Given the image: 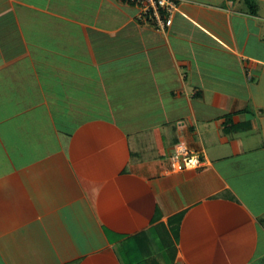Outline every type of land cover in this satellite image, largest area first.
<instances>
[{
    "label": "crops",
    "instance_id": "0c3cea01",
    "mask_svg": "<svg viewBox=\"0 0 264 264\" xmlns=\"http://www.w3.org/2000/svg\"><path fill=\"white\" fill-rule=\"evenodd\" d=\"M177 2L0 0V264H264V0Z\"/></svg>",
    "mask_w": 264,
    "mask_h": 264
},
{
    "label": "built area",
    "instance_id": "2783aa9c",
    "mask_svg": "<svg viewBox=\"0 0 264 264\" xmlns=\"http://www.w3.org/2000/svg\"><path fill=\"white\" fill-rule=\"evenodd\" d=\"M133 6L137 10V19L145 24L152 25L158 31H165L172 23L174 14L178 10L177 0H119ZM198 154L189 152L179 145L172 157L173 170H195L204 165Z\"/></svg>",
    "mask_w": 264,
    "mask_h": 264
}]
</instances>
